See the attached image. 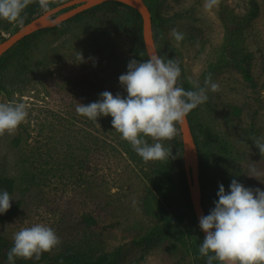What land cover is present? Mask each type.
Masks as SVG:
<instances>
[{"label":"rangeland","instance_id":"374dc122","mask_svg":"<svg viewBox=\"0 0 264 264\" xmlns=\"http://www.w3.org/2000/svg\"><path fill=\"white\" fill-rule=\"evenodd\" d=\"M144 1L163 59L181 67L180 86L197 90L209 75L219 85L191 123L216 193L232 179L264 190V157L254 143L264 142V0H219L211 10L205 0ZM45 3L42 14L65 0ZM138 43L127 9L96 10L45 33L0 71V103H24L28 111L13 133L0 135V191L14 199L0 216V264H8L15 233L37 224L51 227L60 243L17 264H207L199 253L204 234L180 195L179 124L173 138L159 141L168 158L145 162L110 116L94 121L76 112L105 91L126 95L119 77L131 59L140 62ZM78 52L86 62L76 64Z\"/></svg>","mask_w":264,"mask_h":264},{"label":"clouds","instance_id":"9594fccd","mask_svg":"<svg viewBox=\"0 0 264 264\" xmlns=\"http://www.w3.org/2000/svg\"><path fill=\"white\" fill-rule=\"evenodd\" d=\"M218 2L205 0L204 7L211 10ZM30 3L31 0H0V19L16 22ZM40 4L48 7L45 0ZM171 34L177 42L184 38L176 29ZM76 58L80 61L76 64L86 62L80 52ZM127 68L119 77L126 95L105 91L96 102L78 103L76 112L94 121L110 116L112 128L145 162L166 159L169 152L159 141L173 138L176 125L185 124L189 113L207 102L208 92H217L219 85L209 75L204 87L185 90L178 86L179 63L159 55L143 62L131 59ZM27 117L24 103H0V135L13 133ZM145 137L157 142L149 144ZM254 143L264 157V142ZM217 197L214 208L199 219V228L205 233L200 255L207 257V264H264V190L245 187L232 179L228 190L219 185ZM13 200L8 191H0V216L11 209ZM13 240L8 264H15L16 258L39 260L60 243L54 230L42 224L20 229Z\"/></svg>","mask_w":264,"mask_h":264},{"label":"water","instance_id":"95a60500","mask_svg":"<svg viewBox=\"0 0 264 264\" xmlns=\"http://www.w3.org/2000/svg\"><path fill=\"white\" fill-rule=\"evenodd\" d=\"M112 1L131 7L142 16L143 39L147 54L149 58L154 55L160 56L154 40L152 13L144 0H72L35 17L30 23L0 42V60L25 38L42 30L56 28L88 10ZM179 127L184 146V170L189 183L192 206L199 224L200 217L206 215L202 202L200 153L188 116L187 122L179 124ZM203 234L205 236L204 232Z\"/></svg>","mask_w":264,"mask_h":264},{"label":"trees","instance_id":"16d2710c","mask_svg":"<svg viewBox=\"0 0 264 264\" xmlns=\"http://www.w3.org/2000/svg\"><path fill=\"white\" fill-rule=\"evenodd\" d=\"M70 1H72V0H65V3L70 2ZM252 4H253V10L251 12V15L253 18H255L259 14V5L256 1H253ZM119 8H125L131 13L133 20H134V23H135V26L138 30L139 43H138V46L136 49V57L140 60V62L148 60L149 56L147 54L144 39H143V19H142V16L135 9L128 7L126 5H123L121 3L112 1V2H107L101 6L94 8V9L88 10V11L78 15L75 18L84 16V15H86L90 12H94L96 10H115V9H119ZM41 14H42V7L40 4V0H31V3L29 4V6L23 11V13L21 15V19L17 20L16 22H12V23H9L7 20L0 19V39H3L2 38L3 33L9 32L16 23L22 22L23 25L25 26L28 23H30L35 17L40 16ZM75 18H73V19H75ZM57 28L58 27L53 28V29H46V30L39 31V32L25 38L24 40H22L18 45H16L4 57L1 58V60H0V71L6 69L13 62H15L17 59H19L20 57L27 54L31 50L33 45L37 41H39L40 38L45 33L50 32V31L57 29ZM4 40L5 39H3V41ZM158 51H159L160 56L163 58L159 49H158ZM247 59H249V57H247ZM246 76L248 79H250L251 74H250L249 69H247ZM180 79H182V70H181ZM178 86H180L179 80H178ZM184 89L190 90L186 87H184ZM188 118H189V121L191 124L193 121L192 120V112L189 113ZM195 139H196V137H195ZM196 142H197V140H196ZM197 145H198V142H197ZM181 147H182V145L178 143L177 144L176 161H177V164H178L179 169H180L179 190H180V195H181L182 201L189 208L191 214L195 218L196 215L194 213V209L192 206L189 183H188L186 172L184 170V163H183V159L181 156V153H182ZM198 149H199V146H198ZM199 153H200V150H199ZM200 161H201V186H202V192H203V201L202 202H203V207H204L206 215H207L210 212V210L212 208H214V201L217 200L218 197H217V193H216L215 189L212 186V182L210 181V179H208V177L206 175V172L204 174V167H203L201 154H200ZM85 222L91 223L94 221H93V219H91L90 217L87 216V217H85ZM165 235H166V231L162 232L159 236H161V238H162ZM15 264H17V263L15 262Z\"/></svg>","mask_w":264,"mask_h":264}]
</instances>
